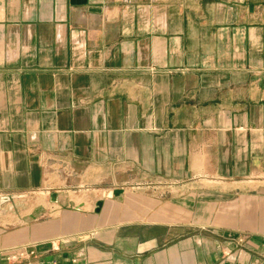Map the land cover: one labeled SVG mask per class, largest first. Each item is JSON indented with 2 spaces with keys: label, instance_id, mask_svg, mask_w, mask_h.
Listing matches in <instances>:
<instances>
[{
  "label": "crops",
  "instance_id": "0c3cea01",
  "mask_svg": "<svg viewBox=\"0 0 264 264\" xmlns=\"http://www.w3.org/2000/svg\"><path fill=\"white\" fill-rule=\"evenodd\" d=\"M263 183L264 0H0V264H264Z\"/></svg>",
  "mask_w": 264,
  "mask_h": 264
},
{
  "label": "rangeland",
  "instance_id": "374dc122",
  "mask_svg": "<svg viewBox=\"0 0 264 264\" xmlns=\"http://www.w3.org/2000/svg\"><path fill=\"white\" fill-rule=\"evenodd\" d=\"M264 184V183H263ZM260 188H263V187H260Z\"/></svg>",
  "mask_w": 264,
  "mask_h": 264
}]
</instances>
